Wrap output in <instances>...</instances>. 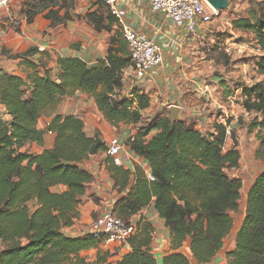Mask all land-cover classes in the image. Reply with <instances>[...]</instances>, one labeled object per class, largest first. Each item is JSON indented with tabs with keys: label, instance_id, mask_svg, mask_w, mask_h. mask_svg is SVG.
<instances>
[{
	"label": "trees",
	"instance_id": "obj_1",
	"mask_svg": "<svg viewBox=\"0 0 264 264\" xmlns=\"http://www.w3.org/2000/svg\"><path fill=\"white\" fill-rule=\"evenodd\" d=\"M25 2L27 22L49 10L52 25L70 20V8L43 6L38 10ZM72 0H68L71 3ZM96 31H111L115 18L109 13L108 25L94 13L84 17ZM236 30L251 33L262 55L255 63L260 81L243 88V106L254 113L248 131L256 130L259 148L255 157L264 162V5L246 19L232 22ZM104 61L89 67L77 58H59L57 73L40 76L27 58L38 52L30 48L12 59H20L31 70L26 78L0 74V104L7 119L0 118V264H97L88 263L79 254L96 249L102 239L90 234L71 238L63 234L77 218V208L93 176L81 167L90 159L93 138L84 133L83 122L75 116L57 115L47 128H38V120L55 109L64 96L79 91L91 96L103 118L111 125L144 123L126 146L148 165L134 172L109 163L121 199L112 210L115 217L128 222L153 204L171 235L173 253L162 264H190L180 250L190 240L189 253L197 264H210L230 234L238 211L242 183L228 177L238 170L240 153L236 142L223 149L226 127L214 125V133L203 136L194 124L171 122L155 117L142 122L141 112L149 107V98L133 90L130 99H118L122 70L130 65L127 45L120 33H114ZM2 55L5 52L2 51ZM117 90V94H115ZM116 96V98H114ZM150 130L157 133L146 141ZM46 132L54 135V146L34 155L22 152L28 143L42 145ZM234 130L230 131L233 137ZM105 145L98 152H105ZM93 155V156H94ZM130 253L118 264H156L151 254V230L137 228L128 240ZM178 251V252H176ZM227 264H264V172L250 186L244 217L235 236L234 250L226 255Z\"/></svg>",
	"mask_w": 264,
	"mask_h": 264
},
{
	"label": "crops",
	"instance_id": "obj_2",
	"mask_svg": "<svg viewBox=\"0 0 264 264\" xmlns=\"http://www.w3.org/2000/svg\"><path fill=\"white\" fill-rule=\"evenodd\" d=\"M26 1L0 0V74L23 76L18 71L22 61L11 57L21 55L30 48L38 49L36 54L27 59L36 66L35 71L40 76L48 73L54 78L59 58H77L89 67H95L105 60L110 37L115 32L122 36L117 21L112 24L111 31H96L84 19L87 14L94 13L104 18L102 26L108 25L109 10L100 0H74L70 8V20L57 25H52L46 18L49 10L37 14L31 22H27L24 6ZM115 6L124 23L133 32L154 40L163 55L161 66L151 70L144 79H136L131 72L122 71L118 99H130L133 90L146 95L149 98V107L141 112L142 122L152 121L155 117L166 116L170 119L169 109L175 106L180 109L179 120L194 124L202 135L214 133L213 126L216 124H221L230 131L234 130L233 120L238 114L244 113L241 89L254 86L260 81L257 74L251 73V68L255 70V63L262 55L253 35L232 27L234 20L249 17L252 6L246 0L230 1L227 9L221 11L206 29L199 28L195 36L187 35L184 27L153 13L148 0H115ZM2 51L5 55H2ZM216 72L219 76L212 77V73ZM252 74L253 80L250 78ZM235 82L246 85L236 87ZM231 94L235 99L231 98ZM0 113H5L1 104ZM57 115L77 117L83 122L86 136L93 138L94 133H98L105 147L110 137L120 139L123 144L117 157L108 158L105 152H98L81 165L93 176V181L86 186L80 199L77 218L70 227L62 231L66 237L78 238L87 234L92 216L98 217L105 211L113 210L116 202L121 199L118 187L107 170L110 162L132 172L135 167H139L150 178L147 163L132 154L126 146L128 138L135 137L145 124L121 122L111 125L98 111L94 99L86 98L79 91L62 97L54 112L47 118L42 116L38 120V128L44 131ZM156 133V130H150L145 140L149 141ZM256 145L259 148L258 141ZM53 146L54 135L46 132L42 145L28 143L21 151L38 155ZM259 163H262L263 170L255 178L264 172V162L259 160ZM242 220L239 224H233L234 228L232 227L227 237L235 238ZM128 222L134 223L137 228H140V224L149 226L150 252L156 264H162L163 257L174 252L171 248L170 231L154 212L153 204L131 217ZM189 245L190 240L187 239L178 251L186 253ZM223 250L222 247L216 257ZM130 251L128 244L122 245L118 250V260ZM189 261L190 264H197L191 258Z\"/></svg>",
	"mask_w": 264,
	"mask_h": 264
},
{
	"label": "built area",
	"instance_id": "obj_3",
	"mask_svg": "<svg viewBox=\"0 0 264 264\" xmlns=\"http://www.w3.org/2000/svg\"><path fill=\"white\" fill-rule=\"evenodd\" d=\"M100 1L108 8L109 13L120 25L122 38L127 45L130 65L122 70L123 73L129 71L136 79H144L151 70L160 67L163 63L161 48L154 40L133 32L124 23L115 6V0ZM148 3L153 13L161 15L177 26L184 27L187 35L192 36L196 35L199 28L206 29L212 20L219 15V12L210 7L205 0H148ZM116 92L117 90H115V94H117ZM242 93L243 89H241V103L243 105L244 97ZM231 98L235 99V96L232 95ZM246 114L255 116L254 113L247 112ZM0 118L7 119L5 114L0 115ZM225 134L228 137L230 130L226 129ZM133 138L129 137L128 141L132 142ZM122 146L120 139L111 138L107 143L105 156L108 158L117 157ZM223 149H225V144ZM136 229L134 223L123 222L114 216L112 210H109L96 217L89 224L87 234L102 239L101 245L103 244V246L112 244L127 245L128 240L136 233Z\"/></svg>",
	"mask_w": 264,
	"mask_h": 264
},
{
	"label": "rangeland",
	"instance_id": "obj_4",
	"mask_svg": "<svg viewBox=\"0 0 264 264\" xmlns=\"http://www.w3.org/2000/svg\"><path fill=\"white\" fill-rule=\"evenodd\" d=\"M246 1L248 2V5L252 6V10L250 12L255 11V10L258 11L259 8L264 5V0H246ZM73 4H74V0H72L71 3H68V0H30L28 7L33 10H38L39 8L43 6H49L54 9H60V14H64L66 6L67 8H70L73 6ZM114 38H115L114 35L110 37L109 44H108L109 47L115 46V44L111 43V40ZM18 71L23 74V76L20 75V77H23V78H26L27 74L31 72V70L28 69L24 63L19 64ZM251 73H254L255 75L256 70L251 68ZM6 74H10V73H6ZM10 75H15V74H10ZM254 75L252 74L250 76L252 80L254 79ZM55 76L56 74L54 75V78ZM218 76H219L218 72L212 73V77H218ZM242 84L246 85L245 83L235 82L236 87H239ZM85 96L86 98H92L91 96H88V95H85ZM59 104L60 102L58 103V105ZM54 110L55 109L47 111L43 115V117L47 118L52 112H54ZM87 110L88 112H90V109L87 108ZM246 113L247 112L244 111L243 114L241 115L238 114V116H236V118L233 120L234 121L233 126L235 127L233 137L229 135L227 139L225 140V149L227 150L231 148V146L233 145V142L235 141L237 144V147L239 148V153L241 156L240 162H239V169L226 171L229 178L239 179L242 183V188L240 190V199L238 201V211L236 213H230V216L233 219L234 225L239 224V222L243 219L248 188L253 183L255 179V175L261 173V171L263 170L262 163H259V160H257L255 157L256 151L258 150V147L256 145V142H257L256 132L257 131L256 130H254L255 132L248 131V126L250 122L252 121L253 116H250ZM3 114L5 113H0V115H3ZM29 149L30 147L28 148V150ZM95 218L96 216H92L91 220L93 221ZM140 225L142 226L145 224H140ZM121 247L122 245H119V244H112L108 246H103L102 244V245H99L96 249L81 252L79 256L80 258L85 259L86 262L88 263L118 264L119 263L118 250H120ZM234 247H235V238L232 236L227 237L225 244L223 245L224 250L221 251L218 257H215L210 264H227L226 254L233 251ZM184 254L187 257L194 260L192 255L189 253V250Z\"/></svg>",
	"mask_w": 264,
	"mask_h": 264
},
{
	"label": "water",
	"instance_id": "obj_5",
	"mask_svg": "<svg viewBox=\"0 0 264 264\" xmlns=\"http://www.w3.org/2000/svg\"><path fill=\"white\" fill-rule=\"evenodd\" d=\"M207 4L212 7L216 12H221L227 9L228 3L232 0H205ZM171 122L180 121V109L178 107H171L169 109ZM105 145L102 137L98 133L93 135V144L90 147L89 155L93 156L99 146Z\"/></svg>",
	"mask_w": 264,
	"mask_h": 264
}]
</instances>
